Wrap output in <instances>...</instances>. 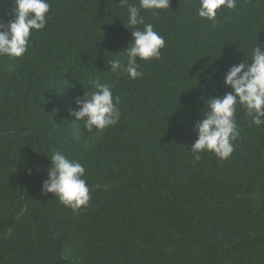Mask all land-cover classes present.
<instances>
[{"label": "trees", "instance_id": "obj_1", "mask_svg": "<svg viewBox=\"0 0 264 264\" xmlns=\"http://www.w3.org/2000/svg\"><path fill=\"white\" fill-rule=\"evenodd\" d=\"M49 3L26 53L0 56V264H264V125L238 107L229 158L189 152L206 100L230 91L228 68L264 44V0L222 6L215 22L196 15L198 0L141 10L165 47L137 60V79L108 65L131 43L127 5ZM12 6L0 0V23ZM93 81L121 115L89 132L72 112ZM55 151L84 166L87 207L41 194Z\"/></svg>", "mask_w": 264, "mask_h": 264}, {"label": "clouds", "instance_id": "obj_2", "mask_svg": "<svg viewBox=\"0 0 264 264\" xmlns=\"http://www.w3.org/2000/svg\"><path fill=\"white\" fill-rule=\"evenodd\" d=\"M12 18L0 23V56L18 58L23 56L34 31H42L47 24L50 10L49 0H12ZM121 6L127 5V29L131 31V43L123 53V59L109 62V70L127 74L130 79L143 75L138 71L137 60L159 59L161 49L165 47L164 38L159 35L152 24L145 23L141 10L169 9L170 0H139V6L130 4L129 0H120ZM237 0H198L196 15L199 18L215 22L217 10L222 6L231 10ZM143 25V28H137ZM118 53V52H117ZM95 91L74 97L76 110L72 115L77 121H83L84 127L91 132L93 128L104 130L114 126L120 119L117 105L120 98L113 97L111 88L106 84L92 82ZM223 86L229 88L223 96L207 99V110L203 119L193 124L197 138L191 146L190 153L199 160L200 153L207 151L217 158L225 160L234 151L233 141L239 136L235 119L237 108H242L251 123L264 125V44L256 42L251 50L250 60L228 68L223 78ZM47 178L41 184V194H54L55 198L74 212L82 206L87 207L91 199L87 181L84 178V166L70 159L60 151H55L49 158ZM31 169H29V174Z\"/></svg>", "mask_w": 264, "mask_h": 264}]
</instances>
